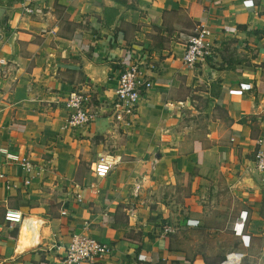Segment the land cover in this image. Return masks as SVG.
<instances>
[{"label":"crops","instance_id":"0c3cea01","mask_svg":"<svg viewBox=\"0 0 264 264\" xmlns=\"http://www.w3.org/2000/svg\"><path fill=\"white\" fill-rule=\"evenodd\" d=\"M22 3L0 0V149L32 170L24 185L0 152V264H61L73 232L110 247L74 264H264V175L253 168L264 0ZM199 24L214 55L188 67L184 44ZM134 61L153 68L128 126H63L72 88L96 116L111 114L119 71ZM98 154L112 163L102 178Z\"/></svg>","mask_w":264,"mask_h":264},{"label":"built area","instance_id":"2783aa9c","mask_svg":"<svg viewBox=\"0 0 264 264\" xmlns=\"http://www.w3.org/2000/svg\"><path fill=\"white\" fill-rule=\"evenodd\" d=\"M31 0H23L21 5L22 11H29L27 2ZM248 6V5H247ZM207 29L204 24H199L195 27L194 33L189 36L184 44L182 53V63L188 67H194L196 64H201L214 55V49L205 40ZM152 63H144L134 61L128 65L121 67L118 77L116 78V86L113 89L115 98L112 102V125L118 127L128 126L135 119V109L139 98V88L146 84L143 80V71L152 69ZM62 100V107L65 111L64 127H71L77 124H86L94 120L96 117L95 111L88 108L89 95L84 90L72 88L68 91ZM258 145L255 151L253 168L259 174L264 175V143L261 139L256 140ZM6 160L15 162L20 171L24 174L22 183H29L28 177L32 170V162L25 155H17L7 152L5 149H0ZM111 161L107 155L98 154L97 159L92 165V173L94 177L102 178L108 172ZM4 175L0 171V178ZM4 220L17 221L18 214L12 211H5L3 214ZM162 233L171 231L169 224L161 226ZM109 245L102 243L93 237L85 234V232H73L70 239L63 250L60 259L61 264H74L79 260L92 262L101 259L109 252ZM138 260L144 261L143 257L137 255ZM219 264H240L235 257L224 259Z\"/></svg>","mask_w":264,"mask_h":264},{"label":"water","instance_id":"95a60500","mask_svg":"<svg viewBox=\"0 0 264 264\" xmlns=\"http://www.w3.org/2000/svg\"><path fill=\"white\" fill-rule=\"evenodd\" d=\"M110 1H112V0H110ZM2 15H3V23L5 24L6 19H7L6 15H5V10L2 7H0V17ZM203 70L205 72H207V73L209 71H211V74H209V77H211V78L214 77V75L212 74L214 72L213 69L210 66H208L207 64L204 65ZM111 121H112V112H111V114H109L106 117L96 116L92 122L95 125H98V123H100V125H99L100 126V130L99 129H96V131L99 132V133H102V132L110 129Z\"/></svg>","mask_w":264,"mask_h":264},{"label":"trees","instance_id":"16d2710c","mask_svg":"<svg viewBox=\"0 0 264 264\" xmlns=\"http://www.w3.org/2000/svg\"><path fill=\"white\" fill-rule=\"evenodd\" d=\"M219 69V68H218Z\"/></svg>","mask_w":264,"mask_h":264}]
</instances>
